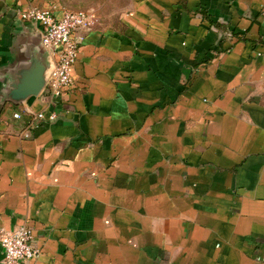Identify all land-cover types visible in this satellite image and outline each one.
I'll use <instances>...</instances> for the list:
<instances>
[{"label":"crops","instance_id":"0c3cea01","mask_svg":"<svg viewBox=\"0 0 264 264\" xmlns=\"http://www.w3.org/2000/svg\"><path fill=\"white\" fill-rule=\"evenodd\" d=\"M32 7L92 23L64 96L14 104L8 84L45 57ZM263 11L0 0V235L31 229L23 264H264Z\"/></svg>","mask_w":264,"mask_h":264},{"label":"built area","instance_id":"2783aa9c","mask_svg":"<svg viewBox=\"0 0 264 264\" xmlns=\"http://www.w3.org/2000/svg\"><path fill=\"white\" fill-rule=\"evenodd\" d=\"M19 17L38 28L42 46L55 58L43 91L47 92L52 102H57L74 83L71 71L82 40L77 32L89 29L91 15L85 11L67 12L58 19L52 9L32 7L20 12ZM55 119L54 113L48 119L42 112L36 114L37 123ZM0 247L3 252L2 264H23L38 255V250L33 247L32 231L25 226L0 235Z\"/></svg>","mask_w":264,"mask_h":264},{"label":"water","instance_id":"95a60500","mask_svg":"<svg viewBox=\"0 0 264 264\" xmlns=\"http://www.w3.org/2000/svg\"><path fill=\"white\" fill-rule=\"evenodd\" d=\"M41 44V35L35 36ZM44 48V47H43ZM44 58L34 56L30 64L17 72L16 82L8 84L3 96L4 101H11L14 104H20L29 98L37 97L45 88L48 76L50 75V52L44 48ZM52 70V69H51ZM50 71V72H48Z\"/></svg>","mask_w":264,"mask_h":264},{"label":"rangeland","instance_id":"374dc122","mask_svg":"<svg viewBox=\"0 0 264 264\" xmlns=\"http://www.w3.org/2000/svg\"><path fill=\"white\" fill-rule=\"evenodd\" d=\"M101 4L109 10H113L115 13H119L123 8L126 0H100Z\"/></svg>","mask_w":264,"mask_h":264}]
</instances>
